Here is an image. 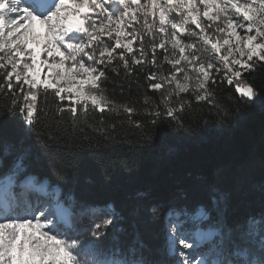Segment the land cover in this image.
<instances>
[{
    "label": "snow or ice",
    "instance_id": "snow-or-ice-1",
    "mask_svg": "<svg viewBox=\"0 0 264 264\" xmlns=\"http://www.w3.org/2000/svg\"><path fill=\"white\" fill-rule=\"evenodd\" d=\"M208 46L212 54L202 55ZM258 64L264 66V0H0V93L10 97L6 109L19 114L28 131L49 96L60 119L97 112L131 117L137 109L117 103L105 87L109 73L121 70L132 77L143 69L147 88L161 93L165 107H153L148 114L154 117L178 121L190 103L186 95L210 101L221 73V83L237 81L246 103H259L264 97L254 87L238 83ZM173 97L178 103L168 106ZM7 151L0 150V264H149L139 244L107 243L116 219L110 206L86 207L73 223L75 197L65 202L51 185L31 180L30 166ZM57 175L63 177L62 170ZM223 201L214 197L215 207L199 205L196 215L187 205L151 208L153 221H165L171 264H264V204L226 227L214 215Z\"/></svg>",
    "mask_w": 264,
    "mask_h": 264
},
{
    "label": "trees",
    "instance_id": "trees-1",
    "mask_svg": "<svg viewBox=\"0 0 264 264\" xmlns=\"http://www.w3.org/2000/svg\"><path fill=\"white\" fill-rule=\"evenodd\" d=\"M222 76L211 86L210 101L185 96L190 103L176 114L178 121L148 114L156 105L163 112L165 102L159 91L147 88L143 69L132 77L123 70L120 75L110 72L105 82L110 98L137 109L131 117L97 112L90 119H60L49 96L46 106L40 102L44 114L28 131L21 116L6 109L10 97L0 93V150L7 149L10 158L20 155L31 177L61 189L65 202L75 197L76 208L81 203L105 210L110 206L116 219L107 230L108 244H139L149 264H171L165 221L152 220V207L187 205L195 215L197 206L207 211L215 207L214 197L223 196L214 215L226 227H236L264 204V101L246 103L235 90L237 81L221 83ZM238 83L251 85L264 97V66L245 72ZM177 103L173 97L168 106ZM101 115L103 121L96 118ZM252 242L259 248L255 238Z\"/></svg>",
    "mask_w": 264,
    "mask_h": 264
},
{
    "label": "rangeland",
    "instance_id": "rangeland-1",
    "mask_svg": "<svg viewBox=\"0 0 264 264\" xmlns=\"http://www.w3.org/2000/svg\"><path fill=\"white\" fill-rule=\"evenodd\" d=\"M172 16L175 17V13H172ZM205 23H206V21H205ZM189 27H192V26H189ZM209 31L211 32V29H209ZM240 31L243 32V30H240ZM216 35H217V36H220L219 33H217ZM186 39H189V38L186 37ZM190 39L193 40V41H195L196 38H195V37H192V38H190ZM221 39H222V37H221ZM226 47H227V46H225V49H226ZM208 49H209V50H208L207 52H205V53H202V55H204V56H209V55H211L212 53H211V50H210V46H208ZM225 49H222V54H223V52L225 51ZM42 58H43V57H42ZM169 67H170V66L168 65L167 68H166V70H167ZM45 71H47V70H45ZM64 95H65V96H68L69 94L65 93ZM67 101H68V100H67ZM30 179H32V180H34V181L36 182V179H35L34 177H32V178H30ZM36 183H37V182H36ZM47 183H48V182H47ZM43 186L46 187V184L43 185ZM54 191H55V190H53V193H55ZM86 207H90V206L87 205V204H83V203H81L80 205L77 206V208H76V210H75V212H76V216L73 218V223H75L76 220L80 217V213H81V212H84V211L86 210ZM98 218H99V217H97V219H98ZM84 219H86V221H88L87 224L90 223V221H89L87 215L84 216ZM207 230H208V229H207ZM80 231H81V233L83 232L82 229H81ZM82 238H83V234H82ZM88 258H89V259H92L91 256H89Z\"/></svg>",
    "mask_w": 264,
    "mask_h": 264
}]
</instances>
